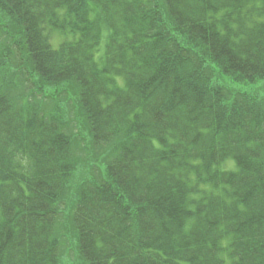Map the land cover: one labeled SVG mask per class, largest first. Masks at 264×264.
<instances>
[{
    "label": "trees",
    "instance_id": "obj_1",
    "mask_svg": "<svg viewBox=\"0 0 264 264\" xmlns=\"http://www.w3.org/2000/svg\"><path fill=\"white\" fill-rule=\"evenodd\" d=\"M0 25V264H264V0H0Z\"/></svg>",
    "mask_w": 264,
    "mask_h": 264
},
{
    "label": "rangeland",
    "instance_id": "obj_2",
    "mask_svg": "<svg viewBox=\"0 0 264 264\" xmlns=\"http://www.w3.org/2000/svg\"><path fill=\"white\" fill-rule=\"evenodd\" d=\"M2 25H0V43L3 42L6 38V35L2 33ZM20 71V70H19ZM18 71V79H17V83L19 85L22 84L23 79H28L29 74L26 73L24 74V72H19ZM222 82L224 84H227V86H231L239 91H249V88L247 87H242L240 85L237 84H232L230 83V81H228V79L223 78ZM28 83L31 84V86H33V88L35 87V85L33 84L32 80H28ZM24 89H22L21 91L17 90L16 93L18 94V96H22V95H26V93H24ZM40 98V97H39ZM49 102V101H48ZM70 102V101H69ZM47 106H51L52 103H46ZM79 129L77 127V124L72 122L71 123V134L75 137L74 142H75V150H76V156L79 158V162L82 166L83 170L88 171L89 167H91V164H86L82 161V158L84 159V161L87 160V158L89 157L90 159H88V161H93L92 165H95V163L98 161L99 163L102 160V155L106 154V151H101V150H97V149H93L92 147H87L85 146L84 141L79 138ZM91 146V145H90ZM82 161V162H81ZM66 231V229H65Z\"/></svg>",
    "mask_w": 264,
    "mask_h": 264
}]
</instances>
